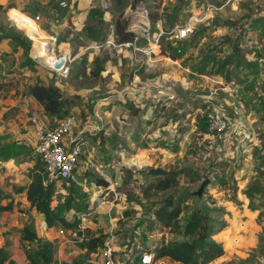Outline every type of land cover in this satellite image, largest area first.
Segmentation results:
<instances>
[{"label": "rangeland", "instance_id": "rangeland-1", "mask_svg": "<svg viewBox=\"0 0 264 264\" xmlns=\"http://www.w3.org/2000/svg\"><path fill=\"white\" fill-rule=\"evenodd\" d=\"M27 1L20 11L4 0L0 23L29 39L31 51L44 38L53 54L72 55L73 70L60 83L47 59L33 58L31 69L14 52L0 58V143L4 139L26 150L19 156L26 182L35 165L44 169L33 152L39 126L34 120L56 119L44 113L31 89L47 84L73 99L66 101L63 118L76 117L80 130L89 123L96 128L87 132L74 180L54 183L51 206L78 226L82 214L91 215L84 222L89 238L98 242L92 253L62 245L63 228L42 230L45 217L26 202L23 190L14 198L0 190V239L5 243L0 249L9 259L6 247L29 252L49 242L60 264H107L103 253L109 247L115 264H142L145 255L153 260L159 244L188 240L154 216L163 202L179 201L181 226L196 209L211 220L212 238L222 243L225 254L210 264H264V0L232 1L222 9L227 0H138L134 11L133 0H122L125 7L120 0ZM94 7L105 11L106 22L103 40L91 44L85 15ZM150 12L159 16L157 23L150 22ZM117 19L128 20L137 35L132 45L116 42ZM187 27L193 32L183 41L169 35L159 39L162 31ZM216 111L240 120L249 137L210 133L207 117ZM152 169H162L174 186L165 192L150 189ZM123 171L138 180L127 194L118 190ZM100 178L115 189L104 204L94 195ZM206 181L199 198L195 193ZM23 225L37 234L31 246L22 237L19 241ZM151 264L179 263L164 258Z\"/></svg>", "mask_w": 264, "mask_h": 264}, {"label": "trees", "instance_id": "trees-1", "mask_svg": "<svg viewBox=\"0 0 264 264\" xmlns=\"http://www.w3.org/2000/svg\"><path fill=\"white\" fill-rule=\"evenodd\" d=\"M117 2V0H112ZM2 0H0V10ZM128 3V0H124ZM122 0L119 4L122 5ZM139 4L138 0H133L131 9L134 11ZM126 5L123 3V7ZM105 11L94 8L89 11L86 26V37L91 44L99 43L104 38L105 33ZM148 18L151 23H157L160 18L157 14L152 12L148 13ZM128 20L122 23L119 19L114 22V37L119 45L133 44L138 38L137 35L129 30ZM12 40L18 48L24 52L25 66L34 69L36 66L35 61L30 56L32 43L26 37L15 33L10 28L4 27L0 23V42L3 40ZM31 96L42 106L45 113L51 117L59 120L63 118V113L67 105V100H73L71 97L64 98L61 91L54 86H44L41 84L35 85L30 92ZM74 104L71 105V108ZM64 119V118H63ZM26 150L17 145L16 143H7L0 151V157L6 159L11 157H19ZM29 178L31 184L26 188L27 201L31 204L36 211L45 217L48 227L63 228L64 230H75L78 227L76 223L68 222L64 217L58 215L56 209L52 208L56 190L54 183L45 184L46 174L45 167L35 165L30 171ZM150 189L155 192H165L174 186V181L168 178V175L162 177H150ZM138 180L136 176L130 171H123L122 185L118 190L124 194L129 193L130 187ZM98 185L108 186L109 181L105 179H97ZM149 196V194L147 195ZM78 208L81 212H88V209ZM181 202L166 201L163 202L156 210L154 216L156 220L162 224L166 229L175 234L184 233L187 241L181 243L171 242L169 244L161 243L152 252L154 255L153 263L169 258L179 264H210L213 261L221 258L225 254L222 243L213 240V227L210 218L201 210L196 209L189 213L185 221V225L181 226L178 221L180 215L183 213ZM86 231L87 241L81 247L87 248L88 251L95 252V246L98 238L90 239ZM37 239V234L32 232L29 227H25L22 233V241L31 246ZM54 243H45L36 247L34 251L25 252L30 264H60L55 259ZM38 256V257H37ZM39 258V259H38ZM0 264H17L14 260L9 259L8 255L0 249ZM61 264H80L79 262L61 263Z\"/></svg>", "mask_w": 264, "mask_h": 264}, {"label": "built area", "instance_id": "built-area-1", "mask_svg": "<svg viewBox=\"0 0 264 264\" xmlns=\"http://www.w3.org/2000/svg\"><path fill=\"white\" fill-rule=\"evenodd\" d=\"M232 1H243V0H227L225 3H221V8H224L227 4ZM253 2H259L261 0H251ZM65 2L61 3V7H66ZM214 7L209 5V10ZM193 32L192 27L183 28L179 31H162L159 35V39L169 35L172 39L177 41H183L190 37ZM132 44H124V46ZM123 46V45H122ZM49 51V50H48ZM43 55V54H42ZM33 58V57H32ZM36 60V59H35ZM39 61L43 59H38ZM74 58L70 54L56 55L52 51L48 52L47 64L52 70L55 78L60 82H66L73 70ZM208 130L213 135L227 134L236 135L240 139H246L249 133L240 120L233 121L232 118L228 117L224 113L214 112L209 114L207 117ZM76 127V117L64 118L57 121L53 126H39L37 128V142L33 149V152L39 156L44 163L45 167V184L50 183H69L74 180L77 167L79 166V159L81 157L83 148L85 147L84 139H77L74 136V128ZM235 138V137H234ZM117 184V183H116ZM97 192L94 195L100 199L104 204L106 195L109 192H115L113 186H101L95 185ZM91 215L82 214L81 225L75 230H64L60 229L59 234L64 239L62 245H77L82 246L87 241L86 231L87 226L85 225V219H90ZM40 228L45 231H50L46 221L41 222ZM107 264H115V251L109 247L105 249L103 253ZM151 256H143L142 264H151Z\"/></svg>", "mask_w": 264, "mask_h": 264}, {"label": "crops", "instance_id": "crops-1", "mask_svg": "<svg viewBox=\"0 0 264 264\" xmlns=\"http://www.w3.org/2000/svg\"><path fill=\"white\" fill-rule=\"evenodd\" d=\"M8 5L12 6V10L14 9H19L20 11H24V9L26 8L25 6L28 5L29 6V1H27V3L24 2V0H6ZM4 3V0L1 2V4ZM96 8V7H94ZM91 8L88 10V12L85 15V28L87 26V18H88V13L90 10L94 9ZM11 11V10H9ZM69 18H70V14H69ZM106 22V21H105ZM112 35L113 32H112ZM14 52L15 55L18 58L19 63H25V57H24V52L21 48H18L16 46V44L10 40H3L0 42V58H4L6 53H12ZM33 59V58H32ZM34 60V59H33ZM36 67V66H35ZM29 68V67H27ZM30 72V71H29ZM43 85V84H41ZM44 86H50L47 84H44ZM98 106V105H97ZM97 106H96V112H97ZM42 108V106H41ZM43 109V108H42ZM45 113V112H44ZM43 113V114H44ZM98 113V112H97ZM55 120V121H54ZM98 120V119H97ZM97 120H95L96 122H98ZM55 122V123H54ZM34 123L37 124V126H53L54 124L57 123L56 119H47V118H41V117H37L34 120ZM38 126V127H39ZM78 126V127H77ZM34 127V126H33ZM37 127V128H38ZM79 122H77L76 119V127L74 128V136H77V139H84V143H85V147L87 146L88 142H87V132L93 128H96V126L92 125V124H87L85 128L83 129H79ZM1 131H3V129H1ZM3 134L6 135L3 131ZM37 135V134H36ZM32 138V137H31ZM37 142V141H36ZM36 142L33 141V148L36 145ZM2 143V144H1ZM0 143V151L2 149V145H6L8 142L7 140L2 139ZM84 149V148H83ZM22 157H11V159H9L8 161H4L2 159H0V190H2L4 192L3 195H8L11 194L12 197H16V194L18 191H24L25 196L24 199H27V191L26 188L31 184V179L28 176V180L25 182V179L27 178L26 175L23 173L22 168L24 167V165H20L21 161H22ZM106 180V179H105ZM108 181V179H107ZM110 182V181H109ZM22 200V199H21ZM11 201V200H9ZM13 201V199H12ZM4 204H7V200L2 201ZM27 202V200H26ZM16 207V206H14ZM36 211V209H35ZM38 214V213H37ZM20 230H24V225L22 226V228H19ZM19 241L21 240L22 237V232L19 233ZM3 246H5V243H3L0 239V248H2ZM16 247H12V248H5V251H7V253H9L11 256L10 258L12 260H14L17 264H29L27 256L25 254V251L19 250V249H15Z\"/></svg>", "mask_w": 264, "mask_h": 264}, {"label": "bare ground", "instance_id": "bare-ground-1", "mask_svg": "<svg viewBox=\"0 0 264 264\" xmlns=\"http://www.w3.org/2000/svg\"><path fill=\"white\" fill-rule=\"evenodd\" d=\"M28 36V35H27ZM29 37V36H28ZM31 39V37H29ZM44 38L41 39V41L43 42V44L41 43H36L31 51V55L33 58L35 59H47V55H48V50H49V45L48 43H46L45 41H43ZM32 40V39H31ZM34 42V40H33ZM110 43V42H109ZM43 54V55H42ZM96 196V195H95ZM98 198V197H97ZM96 200V199H94Z\"/></svg>", "mask_w": 264, "mask_h": 264}, {"label": "water", "instance_id": "water-1", "mask_svg": "<svg viewBox=\"0 0 264 264\" xmlns=\"http://www.w3.org/2000/svg\"><path fill=\"white\" fill-rule=\"evenodd\" d=\"M150 174H151V176H153V177H161V176H163L164 171H163L162 169H152V170L150 171ZM207 184H208L207 181L204 182V183L202 184V186L200 187L199 191L195 193V195L198 196L199 198H201V197L203 196V193H204V191H205V189H206Z\"/></svg>", "mask_w": 264, "mask_h": 264}]
</instances>
